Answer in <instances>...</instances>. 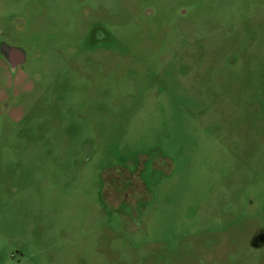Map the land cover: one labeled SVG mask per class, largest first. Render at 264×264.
<instances>
[{"label":"rangeland","instance_id":"374dc122","mask_svg":"<svg viewBox=\"0 0 264 264\" xmlns=\"http://www.w3.org/2000/svg\"><path fill=\"white\" fill-rule=\"evenodd\" d=\"M0 264H264V0H0Z\"/></svg>","mask_w":264,"mask_h":264}]
</instances>
